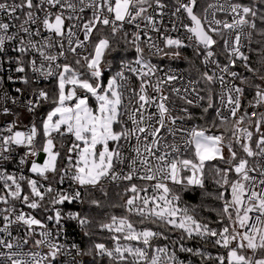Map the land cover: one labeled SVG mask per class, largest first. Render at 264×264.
<instances>
[{
    "label": "snow or ice",
    "instance_id": "6c2138e0",
    "mask_svg": "<svg viewBox=\"0 0 264 264\" xmlns=\"http://www.w3.org/2000/svg\"><path fill=\"white\" fill-rule=\"evenodd\" d=\"M166 7L163 0L0 2V59L8 43L15 42L17 55L7 59L17 75L7 79L23 85L15 88V96L0 95V114L14 117L0 129V248L5 250L0 264H185L178 253L199 257L201 264H264V111H258L264 108V73L258 77L261 83L249 84L248 77L233 70L240 61L257 74L246 47L264 63V0H217L202 14L198 0H174L171 31L179 22L187 43L164 27ZM218 12L231 19L217 18ZM118 34L125 50H134L132 59H107L119 50L114 46ZM221 41L223 64L216 51ZM186 47L203 58L206 69L213 67L181 89L172 82L182 77L152 58L176 60ZM113 62L115 70L108 75ZM49 80L55 81L54 91L40 86ZM201 82L204 89L198 87ZM216 84L218 92L212 87ZM244 85L254 89L251 112L241 111ZM8 101L32 114L45 103L50 110L39 126H21ZM193 108L200 109L205 126L185 127L197 118ZM13 164L17 167L10 170ZM208 173L217 192L204 194L221 202L218 227L197 219L194 208L181 207L182 197L172 187L205 189ZM106 184L123 185L117 195L127 213L98 224L110 234L112 247L93 240L88 215L55 207L79 202L100 208L92 194L107 197ZM17 203L52 214L40 219L18 210ZM131 216L162 230L138 229ZM72 221L83 230L86 248L60 242ZM18 229L23 237L13 235ZM169 231L179 235L172 240ZM30 240L37 250L24 251ZM158 240L171 244L154 245ZM187 240L205 246L189 247ZM207 245L225 249L226 255L213 257Z\"/></svg>",
    "mask_w": 264,
    "mask_h": 264
},
{
    "label": "trees",
    "instance_id": "16d2710c",
    "mask_svg": "<svg viewBox=\"0 0 264 264\" xmlns=\"http://www.w3.org/2000/svg\"><path fill=\"white\" fill-rule=\"evenodd\" d=\"M243 3H248V0H242ZM103 34L107 35L108 30L104 29ZM256 39H259L257 37ZM114 46L119 50L115 53H112L107 57L109 61L112 60L113 56L116 58V61H119L121 57L126 59H130L133 57V50L127 49L125 50V44L123 40L119 39V34L114 41ZM253 48H258L259 46L256 44L252 45ZM246 54L250 56V64L252 67L258 69L257 74L254 76L252 73L247 72V70L243 67V64L240 62L239 68L242 72L243 76L248 77V83L253 84L257 83L258 77L260 74L264 73V63H261L260 55L257 52H249V49L246 47ZM170 63L177 65L180 67L191 79H198L202 71L199 67V62L196 57L189 53L188 51H181V57L179 59L173 60ZM116 64L113 62L112 68L107 73H112L115 70ZM48 88L50 91H54L55 82L48 86H44ZM200 88L204 89L205 85L203 82L200 84ZM201 94H205L201 92ZM42 111L46 112L48 110L49 105L45 103L41 107ZM196 119L192 121L195 122L196 126H205V121L199 119L200 109L193 108ZM39 124V122H38ZM212 132H217L216 129H212ZM207 171V170H206ZM231 176V174H230ZM175 191L179 192L182 197L181 207L187 205L190 208H194L196 210L197 219H200L204 222H209L211 227H218L219 225L216 223L217 211L221 207V202L217 201L213 198L215 193L217 192V186L213 183L211 173H208V177L206 179V188H190L187 191H184L180 188V186H172ZM109 195L107 197L103 196L99 191H94L92 194V198L99 199L101 201V207L97 208L95 206H91L85 203V214L88 215L92 220L93 224L91 226V231L94 233L93 240L96 242L105 243L107 246L112 247L113 242L111 241L110 234L106 231H101L98 227L100 222H107L111 215H126L124 208L121 206L123 204V199L117 195V193H123V185L117 186H106ZM205 191L212 193L213 196L205 195ZM126 199V197H125ZM113 205H116L113 207ZM130 219L133 221L134 225L139 228L151 227L153 230H162L158 229L156 225L151 224L150 222H145L144 224L138 223L139 217L131 216ZM171 237L172 240L176 239L179 235L178 231H169L166 233ZM134 243V242H133ZM154 245H163L165 243L171 244V240H158L153 242ZM186 245L189 247H204V242L199 240H187L185 241ZM88 246V240L84 237L83 247L86 248ZM206 250L211 253L213 257L217 255H224L225 251L222 248L212 247L211 245L206 246ZM180 258L185 261V264H201V260L199 257H192L185 253H178ZM90 259V258H85ZM104 264H108V261L105 260ZM204 264H215V261H205Z\"/></svg>",
    "mask_w": 264,
    "mask_h": 264
},
{
    "label": "built area",
    "instance_id": "2783aa9c",
    "mask_svg": "<svg viewBox=\"0 0 264 264\" xmlns=\"http://www.w3.org/2000/svg\"><path fill=\"white\" fill-rule=\"evenodd\" d=\"M0 2H2V0H0ZM9 2H10V0H9ZM17 2H19V0H17ZM219 2L223 3L224 0H219ZM163 3H165L167 5V7L164 9V12L166 14L163 16L164 27L169 29V34L172 35L174 38L179 37L187 43L188 33L185 31V29H183L182 27L179 26V22H177V30L171 31L172 21L176 19L175 17L171 16V11L174 9V0H163ZM198 3H199L198 11L202 14V10L204 7L207 6V4L217 3V0H198ZM149 13L153 14V9H149ZM17 14L20 15L21 18H23V13H17ZM37 14L40 16H43L42 12H38ZM87 14L90 15V11ZM157 18L159 19V17H157ZM181 18L184 20V23H188V21L186 19H184L183 16ZM217 18H223V19H229V20L231 19L230 17H226L224 15V13H220V12L217 13ZM4 19L7 21V17H4ZM15 23H18V22H15ZM14 30L15 29H11V31H14ZM132 30H134V29H129V31H132ZM161 31H163V28L161 29ZM152 35L154 38L156 37L155 33H152ZM80 38L81 39L83 38L82 33L80 34ZM217 39H219V38H217ZM14 45H15V42H9L7 45V49H6V52L4 54L3 59H0V95H3V93L6 91L9 93V95L15 96L16 95L15 88L23 87V85L18 80L17 81H9L7 79V77L9 75H17L14 72V65H12L7 59V57H9V56H11L13 58L16 57L17 53L13 51ZM161 46H163L162 42H161ZM243 50L246 52V48H244ZM181 51H188L189 53L193 54L196 57V59L198 60L199 67H200V70L202 72L205 70H209L213 67L212 65H209L208 68L206 69L202 63L203 58L197 57L193 51V48L186 47V48L181 49ZM216 51H217V53H219L218 58H219L221 64L225 63L224 54L222 52V41H221V45L217 46ZM133 57H134V50H133ZM132 58H130V59H132ZM171 61H173V60L169 59L167 57H165L163 59H161L159 57H153L152 58V62L155 64H158L160 66V68H162L164 71L171 69L172 71L176 72L180 77H182V79H178L177 81H173L172 84L178 88L183 89V87L187 86L189 80H194V79H191L180 67L170 63ZM239 64H240V61H237V65L233 70L237 71L238 73H240L242 75V72L239 68ZM226 79H231V78L226 77ZM53 82H55V81H53V80L41 81L40 86L41 87L48 86V85L52 84ZM134 83L138 84V82H134ZM234 83L239 85L240 80L237 79L234 81ZM257 83H261L259 78H258ZM198 87L200 88V85ZM212 87H213L215 92L219 91V84L213 85ZM244 87L246 88V93H245V97L243 100V108L241 109V111H243L244 108H247V111L251 112L253 109L248 107V102L250 100H252V98L254 96V89L249 88L248 85H244ZM167 88H168V86H166V90H167ZM168 94L171 95L170 92ZM173 99H175V97H173ZM216 102L218 103V99ZM177 104L182 105L183 102L177 101ZM7 106L9 108H11L14 112L18 113L21 126H30L31 123H33V122H36L38 124L40 119H42L45 116L44 112L41 110L42 109L41 107L37 110V112L35 114H32V113H28L19 104H16V105L11 104V101H8ZM190 110L192 111V109H190ZM258 111H264V108L258 109ZM13 119H14V117L11 115L5 116V115L0 114V129L5 127L7 125V123L12 121ZM38 126H39V124H38ZM193 126H196V125H195V122H193L192 120L188 121L185 124V127L190 128ZM40 139H41V137H38V140H40ZM168 140L171 141L172 137H168ZM254 140H255V137H254ZM18 151H19V154H22L24 152V149H19ZM43 159H44V155L41 154L38 157V162L43 161ZM16 167L17 166L15 164H13L10 167V170H14ZM25 172L28 175H32L31 173H27L26 169H25ZM137 183H143V182L137 181ZM67 186L68 185L66 183L63 187L67 188ZM105 186H114V185L106 184ZM25 191H27L26 187H25ZM45 204L47 205V199L45 201ZM48 206L51 207L50 205H48ZM2 207H4V205L0 204V208H2ZM16 207L18 210L20 208H23V210L25 212H32L34 215L37 216V218H40V219H43L48 214H52L50 212H48V213L43 212L42 210H31V209H28L26 206L20 205L18 203H17ZM55 207L60 208L64 213H67V212H83L85 214V204L81 205L79 202H77L75 204L56 205ZM49 227H52L51 223H49ZM13 235H19V236L23 237V230L22 229L15 230L13 232ZM83 241H84L83 230L80 229L74 221L68 222V224L65 227L64 234L60 237V242L61 243H67L68 245H71L72 243H77V244H80V246L82 248H84L83 247ZM30 248H32V241L31 240L29 241V245L25 246L24 251H29ZM32 250H37V249L32 248ZM39 250L42 252L47 251V249H43V248L39 249ZM0 251H5V250L3 248H0ZM224 251H225L224 255H226V250L224 249Z\"/></svg>",
    "mask_w": 264,
    "mask_h": 264
},
{
    "label": "rangeland",
    "instance_id": "374dc122",
    "mask_svg": "<svg viewBox=\"0 0 264 264\" xmlns=\"http://www.w3.org/2000/svg\"><path fill=\"white\" fill-rule=\"evenodd\" d=\"M111 74H112V73L110 72L108 75H111ZM93 103H94V102H93ZM47 105H49V108H48V110H46L45 115H46L47 111L50 110V104L47 103ZM225 154H227V153H225ZM41 162H42V161H41Z\"/></svg>",
    "mask_w": 264,
    "mask_h": 264
}]
</instances>
